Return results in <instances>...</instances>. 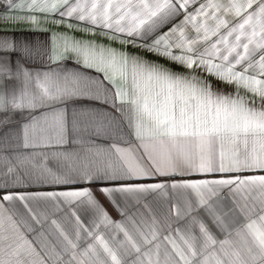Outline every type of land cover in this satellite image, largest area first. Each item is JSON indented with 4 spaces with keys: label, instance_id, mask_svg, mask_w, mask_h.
<instances>
[{
    "label": "snow or ice",
    "instance_id": "1",
    "mask_svg": "<svg viewBox=\"0 0 264 264\" xmlns=\"http://www.w3.org/2000/svg\"><path fill=\"white\" fill-rule=\"evenodd\" d=\"M4 2L0 264H264V0Z\"/></svg>",
    "mask_w": 264,
    "mask_h": 264
},
{
    "label": "crops",
    "instance_id": "2",
    "mask_svg": "<svg viewBox=\"0 0 264 264\" xmlns=\"http://www.w3.org/2000/svg\"><path fill=\"white\" fill-rule=\"evenodd\" d=\"M9 10L7 9V5L4 2V0H0V13H6ZM24 14V13H22ZM38 18V22L33 24L31 22H19V23H0V31L10 29L15 32V37L17 40H25L31 41L32 43L36 44H43L49 41L50 39V33H61L66 34L69 37H75L77 39H93L91 34H85L84 32L76 31L74 29H68L67 27L63 25H56L52 22L51 19L45 20L42 16L39 14H36ZM99 43H108L105 41L102 37L98 39ZM115 48H120V45L113 44L112 45ZM145 57L149 60H157L158 57L153 56L150 53L144 54ZM161 63L165 64L167 67L172 68L176 71H181V69L178 68V66L171 64L168 61H161ZM213 84L216 85L221 91H227V92H234L235 86L234 85H228L224 83H220L216 81L215 79L212 80ZM241 95L245 96L246 98L251 97V93L246 92L243 88L240 89ZM193 179L200 178L199 176H193L190 177ZM163 179V178H159ZM145 183H151L155 182L152 180L143 181ZM80 187V185H61V186H48V185H32L31 187H28L27 189H19V190H27V191H53V190H66L67 188H75ZM101 202L104 204V206L107 208L109 213L114 219H119V216L117 212L107 204L106 201L101 198ZM19 208V206H18ZM22 211V209H20ZM82 218H84V213H80ZM62 215V213L57 214L59 217ZM31 222V221H29ZM33 227L37 228V230L40 229V225H33Z\"/></svg>",
    "mask_w": 264,
    "mask_h": 264
}]
</instances>
